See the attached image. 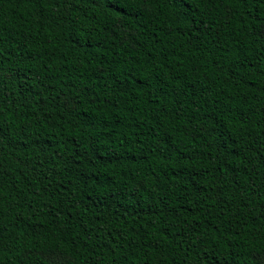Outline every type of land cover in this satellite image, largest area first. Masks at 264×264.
I'll use <instances>...</instances> for the list:
<instances>
[{
  "label": "trees",
  "instance_id": "16d2710c",
  "mask_svg": "<svg viewBox=\"0 0 264 264\" xmlns=\"http://www.w3.org/2000/svg\"><path fill=\"white\" fill-rule=\"evenodd\" d=\"M0 264H264V0H0Z\"/></svg>",
  "mask_w": 264,
  "mask_h": 264
}]
</instances>
